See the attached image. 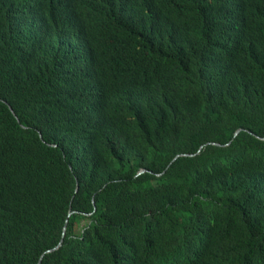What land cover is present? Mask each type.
Masks as SVG:
<instances>
[{
  "label": "trees",
  "instance_id": "16d2710c",
  "mask_svg": "<svg viewBox=\"0 0 264 264\" xmlns=\"http://www.w3.org/2000/svg\"><path fill=\"white\" fill-rule=\"evenodd\" d=\"M0 264H264V0H0Z\"/></svg>",
  "mask_w": 264,
  "mask_h": 264
},
{
  "label": "water",
  "instance_id": "95a60500",
  "mask_svg": "<svg viewBox=\"0 0 264 264\" xmlns=\"http://www.w3.org/2000/svg\"><path fill=\"white\" fill-rule=\"evenodd\" d=\"M7 106H8V108L11 110V112L14 114V112L12 111V109H11V107L7 104ZM238 127H236L234 130H233V132H235L236 131V129H237ZM39 134V133H38ZM176 155V153H174L173 154V156L172 157H174ZM142 169V167H139L137 170L139 171V170H141ZM58 242H59V239L56 241V243L54 244V245H52V247H54V246H56V244H58ZM47 249V248H46ZM37 262L39 261V256L37 257V260H36Z\"/></svg>",
  "mask_w": 264,
  "mask_h": 264
}]
</instances>
